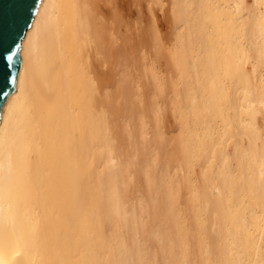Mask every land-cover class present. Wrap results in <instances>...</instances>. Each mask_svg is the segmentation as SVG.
<instances>
[{"label":"bare ground","instance_id":"obj_1","mask_svg":"<svg viewBox=\"0 0 264 264\" xmlns=\"http://www.w3.org/2000/svg\"><path fill=\"white\" fill-rule=\"evenodd\" d=\"M0 118V264H264V0H40Z\"/></svg>","mask_w":264,"mask_h":264},{"label":"water","instance_id":"obj_2","mask_svg":"<svg viewBox=\"0 0 264 264\" xmlns=\"http://www.w3.org/2000/svg\"><path fill=\"white\" fill-rule=\"evenodd\" d=\"M40 0H0V118L7 96L16 86L20 48Z\"/></svg>","mask_w":264,"mask_h":264}]
</instances>
